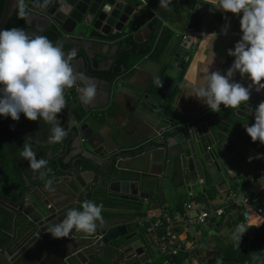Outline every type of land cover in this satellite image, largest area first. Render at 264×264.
Segmentation results:
<instances>
[{
    "label": "water",
    "instance_id": "95a60500",
    "mask_svg": "<svg viewBox=\"0 0 264 264\" xmlns=\"http://www.w3.org/2000/svg\"><path fill=\"white\" fill-rule=\"evenodd\" d=\"M147 1L152 5H146ZM15 2L5 0L0 31L6 28L12 17ZM64 2L66 7L61 11L59 2L43 9L37 0H25L29 17L23 31L29 36L44 37L47 29L54 28L64 52L75 50L77 53L72 61L74 71L84 73L94 81L98 95L91 104H83L88 115L81 120L79 127L73 123H78L76 117L67 111L71 122L68 120L60 125L68 135L61 143L52 144L59 147L60 156L56 163L47 164L42 169L47 175H36L31 181L24 173V190L14 197L0 194V209L12 215L9 220L0 212V264H92L95 261L102 264H152L149 242L140 227V216L158 197L164 204L167 195L183 203V197L187 198L199 188L206 195L212 187L224 192L231 182L240 179L242 175L237 172L240 168L236 163L240 153H237L248 148L245 138L249 136L245 129L255 122V110L264 102V89L257 91L252 86L248 103L227 110L222 116L211 111L200 121L179 123L170 120L169 125L132 147L126 127L116 129L89 114L93 107L100 110L109 107L118 81L111 82L106 76L94 74L105 71L95 64L94 51L108 55L104 47L110 49L111 44L128 38L138 45L149 44L153 35L162 30L161 26L150 25L149 18L150 12L156 11L159 0ZM185 7L188 9V29H199L203 15L191 5ZM66 44L71 45L68 51L65 50ZM186 46L184 38L175 48L172 45L168 48L161 61L163 69L159 74L162 77L154 92L155 98L149 100V96L145 97L151 109H158L161 100L169 98L191 67L196 51L192 56L193 49L188 50ZM229 59L231 66L235 58L230 56ZM235 78L242 86H251L247 76L242 77L237 72ZM61 114L64 116L65 113ZM105 127L111 131L104 130ZM57 173L62 177L52 181ZM49 180L50 188H46ZM53 182L58 186H53ZM85 200L103 205V223L97 222V229L91 234L73 230L67 238H53L48 228L62 222L69 210H82L80 205ZM108 201L119 206L110 205ZM223 221L224 217L209 220L197 228V232L205 240L204 230L215 235ZM8 223L11 230L5 225ZM104 251L111 255L110 259L102 256Z\"/></svg>",
    "mask_w": 264,
    "mask_h": 264
},
{
    "label": "clouds",
    "instance_id": "9594fccd",
    "mask_svg": "<svg viewBox=\"0 0 264 264\" xmlns=\"http://www.w3.org/2000/svg\"><path fill=\"white\" fill-rule=\"evenodd\" d=\"M39 6L47 9L54 3H61L65 10L64 0H37ZM172 0H159V8H167ZM25 0H16L14 9L21 19L29 17ZM215 9L225 13L242 14L240 30L242 37L228 55L234 62L226 74L210 71L213 60L200 69L193 83L187 86L192 94L211 111L219 112L224 108L238 109L248 103L251 87L257 91L264 89V0H215ZM206 36L204 39H206ZM77 53L72 50L65 53L61 43L53 44L43 36L30 37L20 28L0 31V116L20 119V114L29 121H43L52 126L49 144H59L68 135L61 127L57 117L66 107L65 90L76 88L81 102L91 104L97 97V86L84 73L73 69L72 61ZM247 76L251 86L246 88L238 82H232L235 73ZM160 83L159 79L155 81ZM255 122L246 127L252 142L259 141L264 145V102H261L254 113ZM19 155L27 160L34 173L46 176L41 171L48 161L37 159L29 142L25 141ZM50 171V170H49ZM51 181L46 184L50 188ZM80 209L69 210L62 222L48 228V233L55 239L67 238L75 230L85 234L94 233L98 223H103V205L85 200ZM242 225L237 232H241ZM246 230H243V234ZM242 234V235H243ZM236 237L239 244L241 236Z\"/></svg>",
    "mask_w": 264,
    "mask_h": 264
},
{
    "label": "crops",
    "instance_id": "0c3cea01",
    "mask_svg": "<svg viewBox=\"0 0 264 264\" xmlns=\"http://www.w3.org/2000/svg\"><path fill=\"white\" fill-rule=\"evenodd\" d=\"M210 3L215 5V0H209ZM149 5H152V2L147 1L145 2ZM185 6L183 5H177L176 3L170 5L169 7L165 8V11L169 12V16L167 14V19L162 20L159 16V12H161V9L159 8V5L156 4V11L159 12H153L155 14L154 18L150 19V25H152L153 19H161L163 22V25L166 27L171 28L174 31V39L170 42L169 47L172 45V48H175L178 43L182 42L185 38V40H189L190 44H196L198 38L200 39V46L196 45V53L194 61L191 64V67L187 71V73L184 75L183 79L180 80V85L178 89V93L174 99V101L168 105L167 108L163 107L164 105H167L168 99L165 101L161 100L159 108L156 110L151 109L150 106L147 105V102L145 100V96L149 95V100H152L155 98V93H149L150 86L152 83H154L155 79L157 78L158 74L162 71L163 65L161 64V61L164 59L166 52L169 47H167L166 51L164 52L163 56L159 61L151 59L149 56L145 57L134 69L132 74L125 75L122 78L118 79L116 82L117 89L115 91H112L111 98H110V105L105 110V117L103 118L104 123H109L112 127L116 129H120L122 127H126L129 131V138H130V146L135 147L140 141H142L146 136L151 135L153 132H156L161 127H164L166 125L170 124V120H175L179 123L184 122V118L188 119L189 121L193 119H197L202 113L205 111L211 110L204 105L200 100L195 98L194 96H189L192 94V89L189 88L187 85L190 83H193L195 78L199 75L200 69L205 66L206 64H209L212 60L213 63L210 65V71H220L222 74H226L227 70L231 67L229 65L230 62V56L228 55L229 50H233L235 47V44L240 41L242 37V32L240 30V19L242 14H232V13H225L221 10H216L215 7L210 6H199L198 11L200 14L203 15V21L199 27V29H188V19L186 20V16L188 14V9L183 10ZM186 8V7H185ZM163 11V10H162ZM150 18V17H149ZM153 26V25H152ZM156 35V34H155ZM154 36V35H153ZM206 36H208L206 39H204ZM198 44V43H197ZM209 50V52H208ZM208 52V53H207ZM236 73L234 74L232 78V82H237L235 78ZM162 107V108H161ZM104 130L111 131L110 128L105 127ZM48 132V131H47ZM16 134H12L10 137H8V141L11 144L10 146L13 147L12 150L18 153V157L21 163L20 166V172L22 174V184H19L17 187H10L7 194L0 193L2 195L6 196H15L20 190H24L26 187V182L24 180L23 174L25 173L28 175V178L35 177L36 175H39L40 172L34 173L33 170L29 167V163L27 160H24L20 157L19 152L21 148V143L17 144L15 143V146H13V142H15V136ZM50 132L45 133L42 137L43 141H48V138L50 136ZM27 141L31 144L32 150L36 154V158H44L48 154L49 147L46 146V144L39 143L38 140L33 137V139L30 141L29 138L25 135L24 142ZM53 146V145H50ZM55 145V151L57 149V152L59 153V147H56ZM129 146V147H130ZM23 147V146H22ZM22 150V148H21ZM242 154L246 157H248L249 160L257 158L263 165H264V155L259 154L252 148H243L241 151H239L237 154ZM13 154V153H12ZM53 154V153H52ZM11 155V154H10ZM22 167V168H21ZM27 171V172H25ZM42 171V170H41ZM33 177V178H34ZM33 178L31 181H33ZM257 181L259 184L255 187V192L260 193L264 190V185L261 183L264 182L261 178H253L251 179V182ZM236 182L241 183V180L238 179ZM55 185L57 183H54ZM58 186V185H56ZM245 185L240 184L238 195V201L243 200L246 197V190ZM231 186L229 185L226 189V191L231 190ZM226 191L221 192L217 191L214 198L217 196L222 199L224 202L227 199V197L234 192H230V194H226ZM202 190L199 188V191H193L194 197H197L198 194H200ZM208 195V194H207ZM166 197V203L164 204L160 197L156 198L154 200V204L152 207L147 206L146 212L148 215L151 213H155L156 217H160L164 211H170L171 214H185L187 212L185 205L188 203V201H197L195 198H184L183 197V203H180L179 201H176L174 198L170 196ZM198 198V197H197ZM210 199H208L209 206H213L210 203ZM249 199V198H247ZM250 204L249 206H243L240 207L243 209V215L244 211L248 209L249 212V218H246L244 215V221L240 222L238 226L242 225V229L246 230V232L250 233V237H253L255 234V231L260 228L264 224V215L263 213H257L253 209L252 201L249 199ZM181 204L182 209L179 210L176 205ZM205 204V203H204ZM224 204V203H222ZM220 204V205H222ZM220 205L215 207H220ZM232 204H228L226 206H230ZM164 206L168 208V210L164 209ZM214 207V206H213ZM229 213L224 215V221L222 223V226L219 228V231L215 235L222 234L225 237H228L230 239L231 237V229L223 227L224 223L229 220H233V222H236V219L238 217L237 212L238 209L232 208L229 209ZM0 212H2L3 216L9 220L11 219L12 215L10 212L6 210L0 209ZM251 212H254L258 214L262 219L263 223L260 226L257 225H250L249 221H252L250 219ZM144 220L140 219L139 223L141 224L140 227L144 229L147 228L148 224L147 222H143ZM232 222V223H233ZM247 222V225L254 228V231L252 229H248L245 227V224ZM253 222V221H252ZM8 230H11V224H5ZM194 227L196 229V232L192 234V236L188 235L190 229ZM197 228L195 226H187L185 223H178L175 227L176 232L180 235L181 239L183 240V248L185 249V252L192 253V251L200 249L202 246L201 241L204 240L203 236L197 232ZM9 232V231H8ZM238 234L242 235V232H237ZM205 239L210 240V238L214 235H212V232L205 229L204 230ZM7 236V235H5ZM245 236V235H242ZM248 237V236H245ZM190 239H192L190 241ZM184 252V251H183ZM182 253V252H181ZM201 256H190L189 259L185 260V264H200V261L202 260V264H206L204 257L205 254L202 252Z\"/></svg>",
    "mask_w": 264,
    "mask_h": 264
},
{
    "label": "trees",
    "instance_id": "16d2710c",
    "mask_svg": "<svg viewBox=\"0 0 264 264\" xmlns=\"http://www.w3.org/2000/svg\"><path fill=\"white\" fill-rule=\"evenodd\" d=\"M183 3H178V5L183 6H189L191 5L193 8H196L195 10L198 11L199 6H210L215 7L214 4L203 1V0H183ZM26 4V3H25ZM27 6V4H26ZM5 7V0H0V18L3 14ZM161 12L155 11L156 13L159 12V16L162 20L167 19V12L165 11V8H160ZM26 10L29 13L28 6L26 7ZM163 10V11H162ZM155 14L150 12V19L154 18ZM169 16V15H168ZM161 19H153L152 25L153 26H161L162 30L159 34L154 35L152 38V41L149 44L146 45H138L133 40H125L124 43H128L132 46V49L129 51H126L123 55V59L119 62L120 64L115 67V71L107 72L104 76L108 77V79L111 82H114L115 80H118L122 78L125 75H131L134 71L135 67L147 56H149L151 59L159 61L161 57L163 56L164 52L166 51L167 47H169L170 42L174 39V31L163 25V22ZM11 28H20L22 30L27 28L26 25V19H21L17 15V11L15 10L12 17L10 18L7 26L5 29H11ZM34 38L33 36H30ZM44 37H46L48 40H50L53 44L59 43V35L58 32L54 28L47 29L44 33ZM125 44H122L125 46ZM68 44H66L67 46ZM65 46V49H66ZM197 46L194 45L192 47V51L195 53ZM194 53H191L192 56H194ZM124 65V66H122ZM125 71L123 72V68ZM101 76H103L102 72ZM162 75L158 74L156 79H161ZM155 79V81H156ZM154 81L152 85L150 86L149 93H153L156 91L157 83ZM179 87L170 93V96L167 101V105H164L163 107L167 108L169 104H171L177 93H178ZM65 99L66 102L72 100L76 95L75 88L73 89H66L65 90ZM162 108V107H161ZM227 110H234L231 108H224L223 105L221 106V109L219 111V114L222 116L226 113ZM210 111H205L202 113L197 119H193L189 121L188 119L184 118V122H192L195 120H203L205 116L208 115ZM4 116H0V193L7 194L10 187H17L19 184H22V174L20 172V166H18L12 156L10 155L9 151L6 150L5 147V139H4V131L1 124V119H3ZM247 147L252 148L259 154L264 155V145H262L259 141H256L255 143L252 142L250 137L245 138ZM236 163L239 166V171L241 173V183L238 182H231V190L226 191V194H230V192H234L237 196L240 194L239 187L240 184H244L245 190H246V197L249 198L252 201V205L256 206L260 209H262V213L264 215V190L260 193H256L254 191V188L259 184L257 181L251 182V179L255 178H261L264 180V165L257 159H251L249 160L248 157L239 154L236 157ZM211 182V180H210ZM217 191L215 190V187H212L211 190L208 191V195L200 193L198 194V198L194 197L198 202H202L206 204V209H210L208 204L209 198H214ZM179 210L182 209V205L178 204L176 205ZM220 207L224 208L225 215L229 213V209L235 208L238 209L237 212V219L236 222L233 220L226 221L223 225V227L230 228L231 231V237L230 239L228 237L223 236L222 234L214 235L210 238V240L205 239L202 240V246L200 249L192 251V253L188 252H182L172 257L171 264H185V260L189 259L190 256H201L202 252L205 254V256L208 258V262L206 264H264V224L258 228L255 231V234L253 237H245L241 236L239 244H237L236 237L240 236L236 231V227L240 222H243L244 215H243V209L236 208L234 206H226L225 204L220 205ZM165 210H168L166 206H164ZM165 212V211H164ZM170 213V211H167ZM148 213L144 212L139 219H145L147 218ZM250 219L253 221H249L250 225H257L260 226L263 223V219L256 213L251 212ZM233 222V223H232ZM1 235V233H0ZM103 257H106L108 259L111 258V255L104 251L102 253ZM162 259V258H161ZM164 259H162V262H157L156 258L153 259L152 264H165ZM203 261H200V264H202ZM92 264H102L100 261H95ZM118 264V263H114Z\"/></svg>",
    "mask_w": 264,
    "mask_h": 264
},
{
    "label": "flooded vegetation",
    "instance_id": "af4514ba",
    "mask_svg": "<svg viewBox=\"0 0 264 264\" xmlns=\"http://www.w3.org/2000/svg\"><path fill=\"white\" fill-rule=\"evenodd\" d=\"M174 3H176L178 5L179 1L175 0ZM130 39L131 38H128L126 40L129 41ZM131 40H133V39H131ZM122 44H125L124 41H120V42H116V43L111 44L110 49H108V47H104V49L108 52V55H99L96 53V51H94V59L93 60H94L95 64L100 65L99 68L105 69V71H102L103 76L107 72L110 73L112 71H115V67L120 64L119 62L123 59L124 53H126V51H129L132 49V46L129 45V42L126 43L125 46H123ZM115 46L117 48H114ZM70 47H71V45L68 44L66 46L65 50L68 51L70 49ZM105 60H108L107 63L104 62ZM102 62H104V63L102 64ZM122 66H124V65H122ZM94 74L98 75V76L101 75L100 71H96ZM75 90H76V88H75ZM149 95L150 94H148L146 96H149ZM67 111H69L70 113H72L76 117V119L78 120V123H76V122H73V123H74V125H76L78 127L80 126L81 120H83L88 115V113H86V111L84 109L83 103L81 102V100L79 98L77 90H76L75 97L72 100L66 102V107H65V109L62 110V112L65 113L64 116L61 113L58 114L57 119H59V122L62 126L65 123H67L68 120L70 122L72 120L69 117ZM89 114H91V116L98 117L102 121V123L105 124L103 122V118L105 117V114H106L105 111L100 110L99 108L93 107L90 109ZM1 124L3 127V131H4L6 150L9 151V153L11 154L15 163H17L21 166L19 157L17 156L18 153L16 154V152L14 150H12L13 147L10 146L11 144L9 143V141L7 139L12 134H16L15 136H13V138H15V142H13V146H15V143H17V144L21 143V145L23 146L25 135L29 138L30 141L33 139V137H35L39 143H43V144L45 143L46 146L49 147V149H48V154L44 157V159H46L48 161V164L56 163V160H57V158H59L60 155L57 152V149L55 151V148H54L55 145L50 146L52 144H49L48 141L42 140V137L44 136L45 133L50 132V134H51V128H52V126L50 124L45 123L43 121V119H39L38 121H29L23 115V113H21L20 119L18 121H13L11 119V117H4L3 119H1ZM22 146H21V148H22ZM56 147H58V146H56ZM21 148H20V151L23 150V149L21 150ZM25 172H27V171H25ZM33 177H31L30 180ZM57 177H62V174L57 173L55 176H53L51 178V180L54 181ZM54 183L55 182L52 183L53 186H56L57 184L55 185ZM181 200H183V198ZM107 203L110 205L112 204L113 206H116V205L119 206V204H117L114 201H108ZM146 229L147 228H145V232H146ZM118 264H120V262ZM123 264H125V262Z\"/></svg>",
    "mask_w": 264,
    "mask_h": 264
},
{
    "label": "built area",
    "instance_id": "2783aa9c",
    "mask_svg": "<svg viewBox=\"0 0 264 264\" xmlns=\"http://www.w3.org/2000/svg\"><path fill=\"white\" fill-rule=\"evenodd\" d=\"M143 1V0H141ZM188 50H191L193 45L189 40H186ZM194 194L190 193L187 199L194 198ZM225 205L232 204L236 208L243 206H249L250 201L247 198L238 201L237 196L231 193L224 202ZM206 204L198 201H188L185 208L187 212L185 214H171L164 212L160 217H156L155 213H151L147 218L143 219V222L149 223L146 229V236L149 242L150 254L149 261L152 262L156 256L164 258L165 264H171L172 257L185 251L183 248V240L176 232V225L178 223H185L188 227H203L209 220L220 219L224 217L225 210L222 207L209 206L210 209H206ZM248 212V209L244 211ZM249 213V212H248ZM257 213H262V209H258ZM249 218V216H246ZM205 262H208V258L204 257Z\"/></svg>",
    "mask_w": 264,
    "mask_h": 264
},
{
    "label": "rangeland",
    "instance_id": "374dc122",
    "mask_svg": "<svg viewBox=\"0 0 264 264\" xmlns=\"http://www.w3.org/2000/svg\"><path fill=\"white\" fill-rule=\"evenodd\" d=\"M204 1V0H203ZM205 1H208L209 2V0H205ZM185 7H184V11H185ZM199 41H197V43H198ZM194 44V45H198V44ZM192 53H194V52H192ZM262 185H264V182H262L261 183ZM254 190H255V188H254ZM196 191H199V189H197ZM235 194V193H234ZM236 195V194H235ZM237 196V195H236ZM222 199H224V197H222ZM220 197H216V198H211L210 199V203H211V205H213L214 207L215 206H218V205H220V204H222V203H224V201L222 200ZM239 198H238V196H237V200H238ZM253 209L256 211L257 209H258V207H256V206H254L253 207ZM245 227L246 228H248V229H252L253 231H254V228L253 227H250V226H248L247 225V222H246V224H245ZM244 230V229H243ZM243 230L241 231L242 233L241 234H243ZM196 232V229L194 228V227H192L191 229H190V231H189V233H188V235H190V236H192V234L193 233H195ZM237 232V231H236ZM243 235H245V236H248V237H250L251 235H250V233H248V232H245ZM192 239H190V241H191ZM156 258V260H157V262H159V263H161L162 262V259H164L163 257H161V256H156L155 257ZM162 258V259H161Z\"/></svg>",
    "mask_w": 264,
    "mask_h": 264
}]
</instances>
